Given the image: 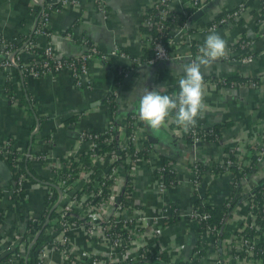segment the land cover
I'll return each instance as SVG.
<instances>
[{"label": "built area", "instance_id": "obj_1", "mask_svg": "<svg viewBox=\"0 0 264 264\" xmlns=\"http://www.w3.org/2000/svg\"><path fill=\"white\" fill-rule=\"evenodd\" d=\"M209 1L154 0L141 25L153 30L155 35L144 34L145 50L138 56H132L124 51L119 53L118 49L103 52L88 38H83L82 49L65 55L53 42L54 33L49 28V20L52 13L65 5L76 4L77 0H31L30 10L36 15L32 33L35 37H47L49 41L38 51L35 49L36 41L32 39L0 37V71L12 73L17 68L22 77H43L67 69L76 85L87 88L93 85L92 58L99 55L106 59L110 53H119L128 59V63L117 68L118 79L113 78L104 92L105 102L110 105L111 100L116 101L121 81L132 74L140 63L195 58L203 44L192 41L191 17ZM94 2L96 9L105 15V1ZM172 2L178 7H173ZM258 4L260 16H263L257 24L261 27L264 24V5L259 0ZM245 6L243 1H239L231 9L217 15L209 22L206 31H215L226 23L235 24ZM186 8H191V11H186ZM60 38L61 41H71L73 35L69 31L61 34ZM183 45L187 49L182 50ZM192 46L194 50L190 49ZM227 48L228 55L220 59L249 62L254 58L252 38L232 39ZM183 76L180 74L170 81L159 83L153 79L148 89L157 88L162 94L171 95L165 90ZM11 78L12 75L9 76ZM217 80L221 85L233 83L227 82L225 77ZM204 81L207 85L211 78H204ZM257 81L255 77L248 76L246 85L256 87ZM109 109L110 114L102 127L81 128L76 146L62 153L32 150L27 144L15 143L12 137L0 141V159L6 164L10 176L6 185L0 182V264H123L128 260L133 261L132 264H151L146 259L141 260L146 253L154 254L161 263V253H165L167 264H207L206 242L201 235H196L184 255L178 235L161 239L160 230L168 225L172 212L178 218L194 219L198 223V231L209 233V244L217 254L210 264H264V200L262 204L258 203L254 192L264 176L246 194L248 215L244 221L231 238L226 236L228 234L224 236L226 218L220 227L208 223L207 202L203 198L198 205L188 202L191 204L188 208L182 205L172 208L163 198L167 189L180 181L191 185L189 201L204 196L200 163L195 161L185 165L169 158L163 162L164 155L156 153L151 156L152 143L143 130L138 112L128 114L119 112L117 108ZM166 128L173 138L183 137L188 141L190 137L194 150L207 141L209 125L201 123L197 117L195 126L185 131L169 117ZM242 138L246 142L244 149L230 148L223 153L227 159L221 170H228L231 174V188L237 187L234 196H238L242 179L264 160V121L251 125ZM43 141L51 144L54 137L49 134ZM143 150H147L146 155L141 153ZM10 155L11 160L8 159ZM24 159L34 163L42 177H32L23 168ZM141 165H147L149 175L144 189H141V183L137 184L141 177ZM164 165L175 175V183L165 181ZM230 166L251 168V171L243 172L239 180H233ZM184 169L186 176H182ZM29 181H37L41 204L38 210L30 208L21 215L30 197ZM144 192L155 194L161 204L148 207L141 198ZM6 226L11 228L10 234L6 232Z\"/></svg>", "mask_w": 264, "mask_h": 264}, {"label": "crops", "instance_id": "obj_2", "mask_svg": "<svg viewBox=\"0 0 264 264\" xmlns=\"http://www.w3.org/2000/svg\"><path fill=\"white\" fill-rule=\"evenodd\" d=\"M104 1L107 9L105 15L96 9L94 0H77L76 4L65 5L58 12L51 14L49 28L54 33L53 42L65 55H71L82 49L83 38L90 39L99 50L107 53L118 49L119 53L126 50L129 55L138 56L145 50L141 20L154 0ZM239 1H243L246 5L241 17L235 24L220 25L215 32L219 33L227 43L232 39L252 38L254 58L249 62L217 59L202 69L204 78H211V81L205 84L206 107L198 116L201 123L207 125L227 120L231 123L220 127V135L215 140H207L200 148L194 150L190 142L183 137L181 139L171 137L166 127L153 130L144 122L141 123L152 143L151 156L157 153L173 162L189 165L196 161L201 167L207 166L201 171V188L204 195L202 200L210 207L220 206L230 194L231 174L228 170L217 172L208 166L221 161L225 148L244 149L246 142L242 138L243 134L251 125L264 121V24L261 27L257 24L263 16H260L258 0H210L201 9V15L196 19L191 17L192 41L204 44L209 34L206 31L209 22L234 7ZM30 4L31 0H0V37L19 40L31 35L36 15L30 10ZM172 6L178 7L175 2H172ZM69 31L73 35V40L61 41L60 35ZM35 39L37 47L41 48L49 41L44 36H36ZM181 48L187 49L185 45ZM119 53H110L106 59L100 58L99 55L92 58L90 68L93 85L87 88L76 85L67 69L43 77L21 76L19 80L13 74V70L11 74L15 96L11 98L5 92L6 75L0 71V141L5 137H12L15 143L27 144L32 150L43 149L51 153H62L65 149L76 146L78 131L81 128L102 127L110 114L109 107H111L102 101L104 92L114 80V68L128 63V59ZM188 62H190L188 58H183L157 61L153 64L140 63L135 66L136 70L131 72L134 76L133 80L130 76L126 81L123 79L118 86L116 96L118 111L138 112L139 97L143 88H148V84L153 79L157 83L166 82L184 74L182 65ZM227 76L231 77L229 81L233 83L219 84L217 78ZM248 76L258 80L256 87L249 88L246 85ZM21 80L25 81L28 91L26 97L29 96L31 105L19 103L23 93ZM35 126L37 128L34 130ZM49 134L54 137L51 144L43 141ZM31 165L42 177L43 174L36 169L34 163ZM182 173V176H186L187 172L184 169ZM31 175L35 177L32 173ZM148 176L147 165H141V177L137 180V184L141 183V189L145 188ZM263 176L264 160L242 179L237 201L229 211L223 227L224 233L229 235H226L227 237L233 236L232 233L248 215L246 194ZM9 178V174L6 179L0 176L1 184L6 185ZM36 182L27 183V185L30 183V197L25 202L21 215L30 208L38 210L40 207L41 190ZM190 194V183L180 181L177 185L170 186L163 198L170 205L174 202L175 205L188 208L191 205ZM141 198L148 207L161 204L153 193H141ZM154 208H149V211ZM5 229L10 234L11 228L6 226ZM198 229V223L194 219L181 217L162 228L160 236L161 239H166L178 235L182 243L181 253L184 255L190 249L196 235H201L206 242L205 262L210 264L217 254L212 244H209V233Z\"/></svg>", "mask_w": 264, "mask_h": 264}, {"label": "clouds", "instance_id": "obj_3", "mask_svg": "<svg viewBox=\"0 0 264 264\" xmlns=\"http://www.w3.org/2000/svg\"><path fill=\"white\" fill-rule=\"evenodd\" d=\"M227 55V41L219 33L210 31L195 58L182 65L184 76L179 80L178 92L169 95L162 94L157 88H143L138 104L140 121L153 130L166 127L169 117L185 131L194 127L206 107L202 69Z\"/></svg>", "mask_w": 264, "mask_h": 264}, {"label": "trees", "instance_id": "obj_4", "mask_svg": "<svg viewBox=\"0 0 264 264\" xmlns=\"http://www.w3.org/2000/svg\"><path fill=\"white\" fill-rule=\"evenodd\" d=\"M259 1H261V3L264 5V0H259ZM186 11H191V8H186ZM141 31L144 34H153V35H155L153 30L151 31V30H149L148 28H145V27H141ZM23 39L24 40L32 39V40L36 41L34 33H32L30 36L24 37ZM20 44L21 43L19 42L18 46H20ZM35 49L38 50V51L42 50L41 47H36ZM192 50H194V46H192ZM125 52H127V51L125 50ZM3 72H4V74L7 77L6 80H5V92L8 94L9 97L12 98L14 96V94H15L14 81H13L12 78L9 79V76H11L12 74L10 72L4 71V70H3ZM13 74H15L17 80H19V78L21 77V75L19 74L17 68H14ZM116 74H117V68L116 69L114 68V79H118ZM230 78L231 77H229V76L225 77L227 82L230 80ZM21 87L23 89V93H22V95L20 97V102L19 103L20 104L26 103V104L31 105V101L29 100L30 99L29 96L27 95V97H26V94H27L28 91H26V86H25V81L24 80H21ZM178 91H179V82L173 84L171 87H169V88H167L165 90L166 93H170V94L176 93ZM102 101L105 102L106 101V97H103ZM110 106H111V109H116L117 108L116 101L115 100H111ZM131 113H136V111L131 110V111L128 112V114H131ZM39 121H41V119H39ZM230 123L231 122L229 120H227V121H224V122H221V123L220 122H216V123H213L212 125H209L208 131L206 132L207 140H215L220 135V130H219L220 127L222 125H229ZM187 140L189 141L190 137H188ZM148 142L149 141H147L146 143H148ZM225 151H229V149L225 148ZM143 152H144L145 155L147 154V150L141 151V153H143ZM11 157H12V155H10V157L8 156V159L11 160ZM230 157H233V155L230 154ZM162 159H163V162H165L168 159V157L163 156ZM226 159H227V157L226 158L222 157L221 162L212 163L208 167L210 169H213V170L218 172L219 170H221L224 167V163H225ZM164 166H165V172H164L165 181L167 183H175V175L173 173H171L170 171H168V169H166L167 168L166 165H164ZM23 168H25L26 171L31 172L35 177H37V178L41 177L36 172L35 168L32 167L30 160H25L24 159ZM205 168H207V166H204V167L200 166V170H203ZM229 169L234 173L233 180L234 179L239 180L240 177L242 176L243 172L247 173V172L251 171V168H246L245 167V169H239L236 166H230ZM236 190H237V187L232 186L230 194L225 198L224 202L220 206H216V207H210L208 205L205 206V210L209 213V216L207 218L208 223L216 225L217 227H220L222 225V223L224 221V218H226L228 216L229 211L231 210V208H233L234 204L237 201L238 197L234 196V193H235ZM254 192H255V199L258 201V203L262 204V201L264 200V178L259 180L258 184L255 187V191ZM203 197L204 196L198 198L197 200L194 199L191 202L194 203L195 205H198V201L201 200ZM171 207L172 208H176V205L174 204V202H171ZM177 219H178V217L175 216L174 213L172 212L169 215L168 221H169V223H173ZM263 223H264V218H263ZM226 234L227 233L223 232L224 236ZM161 257L163 259V263H161L159 260H157L155 258V256H154V254H152V253L151 254L150 253H146L142 257L141 260H145L146 259L151 264H167L166 263V260H167L166 254L165 253H161ZM132 263H133V261L128 260V261H125L123 264H132Z\"/></svg>", "mask_w": 264, "mask_h": 264}, {"label": "water", "instance_id": "obj_5", "mask_svg": "<svg viewBox=\"0 0 264 264\" xmlns=\"http://www.w3.org/2000/svg\"><path fill=\"white\" fill-rule=\"evenodd\" d=\"M201 14H202V10L196 11L193 14V16H192V19H196ZM130 76H131V74H129L128 76H126L124 78V81H126ZM8 174H9V170H8L6 164L0 159V176L2 178L6 179L8 177Z\"/></svg>", "mask_w": 264, "mask_h": 264}]
</instances>
